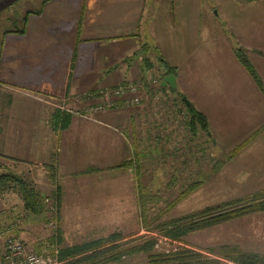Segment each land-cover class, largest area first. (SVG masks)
<instances>
[{
    "label": "crops",
    "instance_id": "crops-1",
    "mask_svg": "<svg viewBox=\"0 0 264 264\" xmlns=\"http://www.w3.org/2000/svg\"><path fill=\"white\" fill-rule=\"evenodd\" d=\"M150 1L154 0H40L36 9L28 10L31 13L20 28L0 29V174L36 173L38 180L27 182L39 197V186L49 191L48 182H54L59 191V224L68 226L79 241L106 237L116 232L113 226H125L135 216L132 194L136 199L138 187L132 178L135 171L130 169L136 160L123 123L139 117L134 114L148 112L153 96L146 94L137 109L120 106L93 115L85 110L98 99L78 100L77 96L133 81L153 70L142 69L141 56L132 65L127 48L129 39L139 34L130 33V28L144 27V16L155 11ZM40 7L41 13H33ZM249 46L244 45L262 51V56L255 50L248 57L264 90V41ZM232 63L234 82L227 88L237 105L234 119L240 125L234 131H242L234 146L243 144L233 156L239 154L235 160L242 167L257 171L264 167V93L235 57ZM174 75L176 89L198 109L185 89L188 78L179 67ZM171 101L176 102L173 97ZM58 105L81 110L71 113ZM224 105L217 95L216 111L224 110ZM255 144L261 145L256 155L252 153ZM131 160L134 166H121ZM112 171L119 173L107 174ZM102 172L103 178L94 176ZM3 194L0 206H6ZM41 212L24 214L17 230L8 226L11 217H0L1 239L17 235L27 249L39 252L42 220L35 214Z\"/></svg>",
    "mask_w": 264,
    "mask_h": 264
},
{
    "label": "rangeland",
    "instance_id": "rangeland-1",
    "mask_svg": "<svg viewBox=\"0 0 264 264\" xmlns=\"http://www.w3.org/2000/svg\"><path fill=\"white\" fill-rule=\"evenodd\" d=\"M39 1L0 0V29L10 31L20 28L23 22L21 17L28 10L36 9ZM149 3L154 4L155 11L144 16V27L130 28V33L139 34L129 39L127 48L132 65L136 57L141 56L142 69H153L140 77L156 80L146 92L153 96L150 98L152 105L144 115L133 113L139 117L123 123L136 160V166L130 171L139 169L142 190L139 189L136 199L132 194L136 203L134 219L130 218L125 226H113L114 231L123 236L120 240L123 246L155 240L158 235L173 238L181 243L177 251L180 247L189 248L201 253L204 258L217 260L215 264H237L228 258L241 260L242 254L249 252L264 256L263 211L236 219H217L208 226H193L181 239L163 232L173 219H185L206 208L229 206L227 203L231 201L264 190V167L257 171L253 167L249 170L242 167V162L235 160L239 154L235 158L230 155L240 145L234 146L242 131H234L240 125L234 119L237 105H233V91L227 88L234 82L232 59L236 58V48L243 47L247 57L255 50L262 56L260 49L248 48L264 41V0H154ZM153 22L154 26L151 25ZM1 35L2 32L0 38ZM158 58L164 59L175 69L179 67L188 78L185 89L189 97L198 109L207 113L209 124L206 133L198 130L192 135L185 124L184 107L179 95L169 86L158 88L163 73ZM217 95L225 104L224 110L219 112L216 111ZM172 97L176 100L174 104L171 103ZM146 99L145 96L142 102ZM136 106L125 107L137 109ZM188 136H191L190 139H187ZM260 148L261 145L255 144L252 153L256 155ZM109 173L118 174L119 171ZM33 174L35 176L25 173L22 177L26 182L32 178L38 180L36 173ZM134 174L132 178L135 180ZM94 176L101 179L104 173ZM193 181L200 182L198 187L176 201V197ZM48 184L51 188L49 191L39 186L43 209L41 213H34L38 220H42L39 252L85 242L79 241L68 226H60L59 200L52 194L55 184ZM1 193H4L1 199H6L5 204L9 208L0 206V217H11L8 226L17 230L25 221L24 214L31 210L25 208L24 200L17 192L6 190ZM132 198H129L131 202ZM53 199L56 200V210H52L50 202L46 201ZM152 250L159 253L154 246ZM147 256L144 252H133L118 261L104 264H146Z\"/></svg>",
    "mask_w": 264,
    "mask_h": 264
},
{
    "label": "trees",
    "instance_id": "trees-1",
    "mask_svg": "<svg viewBox=\"0 0 264 264\" xmlns=\"http://www.w3.org/2000/svg\"><path fill=\"white\" fill-rule=\"evenodd\" d=\"M45 2V1H44ZM43 2V3H44ZM42 11V7L33 11L35 14H39ZM31 11L26 12L23 16V22L26 21L27 16ZM21 29L20 32H23ZM234 54L237 60L240 62L242 67L248 72L253 82L256 86L264 93L263 82L258 74L257 70L250 62L249 58L245 54L242 48H236ZM146 60V58H145ZM159 65L163 69L162 79L168 74H175V67L170 66L164 59L158 58ZM159 89H165L164 86L158 84ZM175 93L179 95L182 106L185 112V124L192 135H195L198 130L206 133L208 130V120L206 115L199 111L192 103L187 105L183 100V94L177 89H174ZM68 115L65 112H62ZM243 144L237 146L232 152L231 157L239 150ZM134 166L131 161H125L121 166ZM221 167V164H218ZM135 174L137 177V187L138 192L142 190V185L139 183L140 171L138 168L135 169ZM199 181H193L189 184L177 197L176 201L180 200L183 196L192 192L199 185ZM12 190L17 192L24 200V206L27 210L36 209L40 210L42 208L41 200L37 192H33L30 185L21 176H16L13 174H0V192ZM53 196L59 200V191L56 186L53 190ZM33 204H35L33 208ZM228 205L216 206L215 208H206L201 211L194 213L191 216L180 217L172 220L165 226L164 234L181 239L191 227L197 226H208L212 225L217 219H236L242 216L250 215L252 213L263 211L264 212V190L260 192H254L253 195L243 199H237L227 203ZM214 213V214H213ZM194 217H199L195 219ZM123 236L118 232H113L106 237L89 240L79 244H73L71 246L62 247L58 250V260L60 264H104L105 262L118 261L122 256L126 254H131L133 252H144L147 253L148 263L146 264H215L217 260L204 258L199 252L191 250L189 248L181 247L179 251L175 253H154L153 239H149L142 244L123 246L120 242ZM232 262L237 264H264V256L259 255L254 252H249L242 254V259L233 260L228 258Z\"/></svg>",
    "mask_w": 264,
    "mask_h": 264
},
{
    "label": "built area",
    "instance_id": "built-area-1",
    "mask_svg": "<svg viewBox=\"0 0 264 264\" xmlns=\"http://www.w3.org/2000/svg\"><path fill=\"white\" fill-rule=\"evenodd\" d=\"M153 83H156V80L140 78L111 87H103L92 93L78 95L77 99L97 98L98 100L85 110L88 115H93L95 112L115 109L120 106L141 104L147 89ZM58 107L71 113H78L76 109L64 108L60 105ZM46 201L50 202L52 210H56L55 199ZM153 246L155 251L168 254L177 251L181 243L173 238L158 235ZM0 264H60V261L58 260V249L37 252L33 249H27L21 237L8 234L3 239L0 235Z\"/></svg>",
    "mask_w": 264,
    "mask_h": 264
},
{
    "label": "water",
    "instance_id": "water-1",
    "mask_svg": "<svg viewBox=\"0 0 264 264\" xmlns=\"http://www.w3.org/2000/svg\"><path fill=\"white\" fill-rule=\"evenodd\" d=\"M160 85L161 86H169L171 87L172 89H176V77L174 74H168L166 76H164L160 82ZM182 100L187 104L189 105L190 104V101L185 97V96H182Z\"/></svg>",
    "mask_w": 264,
    "mask_h": 264
}]
</instances>
